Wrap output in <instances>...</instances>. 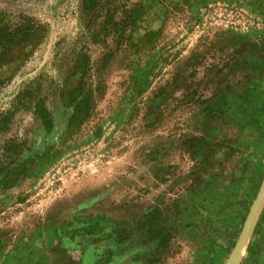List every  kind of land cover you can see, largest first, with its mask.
<instances>
[{
    "label": "rangeland",
    "instance_id": "374dc122",
    "mask_svg": "<svg viewBox=\"0 0 264 264\" xmlns=\"http://www.w3.org/2000/svg\"><path fill=\"white\" fill-rule=\"evenodd\" d=\"M1 115L0 264H230L264 0H0ZM250 234L234 264H264V202Z\"/></svg>",
    "mask_w": 264,
    "mask_h": 264
},
{
    "label": "bare ground",
    "instance_id": "6f19581e",
    "mask_svg": "<svg viewBox=\"0 0 264 264\" xmlns=\"http://www.w3.org/2000/svg\"><path fill=\"white\" fill-rule=\"evenodd\" d=\"M263 202H264V187H263V190L261 191L260 193V196H259V200L256 204V208L252 211V214L250 216V219H249V222L247 223L246 225V228H245V231H244V234L242 236V239H241V242L239 243V248H238V251L236 253H234L233 257H232V261H230V264H234L233 261L236 263L238 262V260L240 259L241 255L243 254L246 246H247V243H248V240H249V237H250V233L252 232V227L254 225V222H255V219L263 205Z\"/></svg>",
    "mask_w": 264,
    "mask_h": 264
},
{
    "label": "water",
    "instance_id": "95a60500",
    "mask_svg": "<svg viewBox=\"0 0 264 264\" xmlns=\"http://www.w3.org/2000/svg\"><path fill=\"white\" fill-rule=\"evenodd\" d=\"M263 187H264V181H263V183L261 184V187H260V189H259L258 195H257V197H256V199H255V202H254V204H253V206H252V209H251V211H250V213H249V215H248V217H247V219H246V221H245L244 227H243L242 232H241V234H240V236H239V239H238V242H237V244H236V246H235V248H234V251L232 252L231 257L234 255L235 251H236V253H237V251H238L239 243L241 242V239H242V236H243V234H244V231H245L246 225H247V223L249 222V219H250V216H251V214H252V211L256 208V204H257V202H258V200H259V196H260L261 191L263 190Z\"/></svg>",
    "mask_w": 264,
    "mask_h": 264
},
{
    "label": "trees",
    "instance_id": "16d2710c",
    "mask_svg": "<svg viewBox=\"0 0 264 264\" xmlns=\"http://www.w3.org/2000/svg\"><path fill=\"white\" fill-rule=\"evenodd\" d=\"M0 118H1V119H0V124H5V125L8 124V122H9V118H8L7 116H2V115H1ZM6 122H7V123H6ZM156 236H157V235L154 234V232L151 231V237H150V238H151V239H155Z\"/></svg>",
    "mask_w": 264,
    "mask_h": 264
}]
</instances>
